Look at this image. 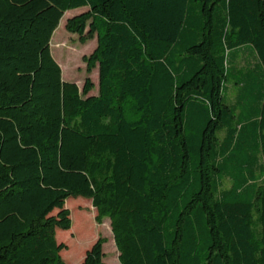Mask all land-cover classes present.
<instances>
[{
	"label": "trees",
	"instance_id": "trees-1",
	"mask_svg": "<svg viewBox=\"0 0 264 264\" xmlns=\"http://www.w3.org/2000/svg\"><path fill=\"white\" fill-rule=\"evenodd\" d=\"M81 9L97 95L51 52ZM71 198L121 264H264V0H0V264H66Z\"/></svg>",
	"mask_w": 264,
	"mask_h": 264
},
{
	"label": "rangeland",
	"instance_id": "rangeland-1",
	"mask_svg": "<svg viewBox=\"0 0 264 264\" xmlns=\"http://www.w3.org/2000/svg\"><path fill=\"white\" fill-rule=\"evenodd\" d=\"M85 11L86 9H81L66 13L59 28L53 35L51 41V52L54 59L62 69L64 81L75 83L78 85L80 90H82L85 80L90 77L95 85V89L90 95H97L99 85V69H94L93 72L88 75L87 63L85 61V59L91 56L97 49V37L95 36L93 39H88L83 42L80 36L70 34L66 30L67 21ZM57 46L62 47L57 48ZM66 208L71 212V219L72 215L74 216L71 229L75 228V230H77V232L73 231L71 233H67L68 231L62 230L57 231L58 242L60 244H65L67 247L66 250L62 252V258L66 264H82L85 260L87 252L92 249L99 239H104L105 241L103 247L105 254L104 262L106 264H121L110 220L106 219L101 224H98L96 220L97 211L93 207L92 202L87 199L71 198L67 200ZM82 215L88 217V223L93 228L94 236L92 239L84 236V234H81L79 231L78 217ZM76 250L80 251L81 254L79 261L74 263L72 261V256L76 254Z\"/></svg>",
	"mask_w": 264,
	"mask_h": 264
},
{
	"label": "water",
	"instance_id": "water-1",
	"mask_svg": "<svg viewBox=\"0 0 264 264\" xmlns=\"http://www.w3.org/2000/svg\"><path fill=\"white\" fill-rule=\"evenodd\" d=\"M66 82V81H65Z\"/></svg>",
	"mask_w": 264,
	"mask_h": 264
}]
</instances>
